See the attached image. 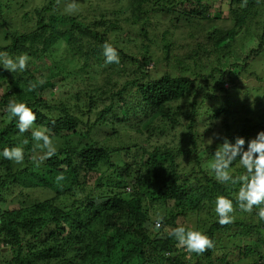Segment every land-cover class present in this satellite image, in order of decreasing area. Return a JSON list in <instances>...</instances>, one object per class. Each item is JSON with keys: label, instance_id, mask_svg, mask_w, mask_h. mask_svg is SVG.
Segmentation results:
<instances>
[{"label": "trees", "instance_id": "trees-1", "mask_svg": "<svg viewBox=\"0 0 264 264\" xmlns=\"http://www.w3.org/2000/svg\"><path fill=\"white\" fill-rule=\"evenodd\" d=\"M227 1L228 19L232 20V27L222 31L212 28L208 49L197 46L183 60L178 61L168 48L164 63L176 61L175 66L182 73L167 71L154 77L156 64L149 56L147 47H143L146 51L140 59L117 47L118 39L124 33L123 28L108 16H115L119 11L114 14L99 7L94 9L93 6L91 12L95 16L82 17L62 14L59 11L61 0H42L29 14L20 13V16L10 4L0 0V39L10 42L5 46L0 45V53H6L13 59L21 54H27L30 58L23 72L11 73L0 64V264H198L201 257L213 256L218 244L216 234L224 229L245 227L262 238L260 230H264V221L258 216L256 225L238 221L225 226L218 223L216 197L225 196L235 203V194L240 185H223L215 180L214 173L209 176L201 171L200 122L205 127L208 125V135L214 133V127H217L219 134L232 143H235L236 136L244 137L245 149L247 141L264 130V109L256 124L247 116L234 115L235 106L231 98L237 97L238 93L233 95L231 92L236 87V80L232 71L219 67L226 58L235 55L233 49L237 38L246 28L250 14H264V0H247L245 7H241L243 0ZM28 5L31 4L26 0L20 7ZM129 6L132 24H141L138 32L142 37H147L145 25H148L151 14L160 15L159 22L168 17L177 18L185 28H189L192 22L212 21L217 16H211L205 0H131ZM20 17L27 21L21 22L18 20ZM26 25L32 27L29 33L25 31ZM18 26L23 30H19ZM113 37L116 40L111 41ZM61 42L72 54L83 59V69L90 68L92 63L102 66L104 70L107 69L105 66L115 67L119 79L124 80L118 92L122 97L121 104L117 100L105 104L109 83L104 86L94 84L95 89H86L79 82L73 85L65 78V69L55 65L48 57V52H54L53 47ZM105 43L117 49L121 58L119 64L105 63ZM258 43L243 58L242 70L247 69L250 60L264 52V33L258 36ZM212 57L217 62L215 67L209 65L208 74L200 75L192 71L191 67L202 68L204 62L214 63ZM132 64L135 67H131ZM151 65L153 69L148 70ZM88 80L87 75L85 81ZM32 84L36 88L29 91ZM85 85L90 87V84ZM227 86L229 88H225ZM56 87L65 89V94L60 98L54 95V100H45V95L53 93ZM132 94V100L124 98ZM217 94L221 95L220 99ZM68 95L76 100L74 107H71L70 103L73 102ZM82 95L88 98L86 110L87 107L92 108L96 99L103 101L105 106L93 116L87 113V120L82 119L85 116H74V109L83 115L86 113L77 104ZM13 100L27 104L36 113L34 128L48 129L55 143L65 140L62 144L58 143L56 154L38 167L33 158L42 156L43 150L36 146L31 131L23 133L26 137L20 136L18 119L12 118L5 110ZM80 126L85 128V133L81 132ZM98 126L110 129L105 144L91 136ZM176 126H184L188 133L174 135L178 142H170L169 134ZM121 131H126L128 135L131 132V135H136L135 139L144 144L131 138L134 148L118 143L110 145L109 141L115 143L121 139ZM70 137L71 140L66 141ZM76 138L78 143L73 140ZM25 140L28 145L23 143ZM186 140L192 144L191 148L186 147ZM6 147L23 148V165L4 159L2 152ZM214 147L212 144L207 148L214 150L208 156L210 162L215 159ZM133 149L137 152L132 153ZM126 150L133 161L123 158L125 170L121 175L111 177L112 172L116 174L120 168L114 158H122L119 154H124ZM183 155H193L197 161L199 170L196 174L200 177L195 182L184 179L178 171L177 158ZM231 171L235 175L246 172L238 160L231 166ZM61 175L64 179L58 180L57 177ZM23 178L41 182L43 185L37 187L42 185L55 195L33 207H2L6 204L2 201L3 193H10L12 188L19 185L18 180ZM73 190H78L83 197L77 200L76 196H70L74 194ZM67 195L72 204L59 207L57 204L64 203H59V200H67ZM157 205H174V212L178 215H168L164 210L161 214L164 217L162 227L153 230L159 210ZM253 211L257 213L258 209ZM203 213L210 219H198V226L189 230L205 233L213 239L215 247L202 255L188 253L178 246L176 238L169 233L180 227V217L202 218ZM208 221H211L210 225H206ZM118 243L123 249L115 261L114 252H118ZM3 249H7L6 253ZM253 252L259 256L253 264H264V246L261 249L258 245L250 246L245 253L249 255ZM194 260L197 262L194 263Z\"/></svg>", "mask_w": 264, "mask_h": 264}, {"label": "rangeland", "instance_id": "rangeland-1", "mask_svg": "<svg viewBox=\"0 0 264 264\" xmlns=\"http://www.w3.org/2000/svg\"><path fill=\"white\" fill-rule=\"evenodd\" d=\"M6 3L10 4L12 9L16 11L20 16V13H26L29 14L33 7H35L37 4L41 3V1L35 2L32 0H28L30 2V6L20 7L21 3L25 4L26 0H4ZM32 1V2H31ZM59 11L62 14H68L65 12V7L68 4L76 3L79 7L80 11L76 12L75 14L70 15H80L82 17L88 16L91 18L93 15L92 8L94 6L95 8H101V10H109L111 12L119 11L118 14L115 16L110 15L111 19H114L116 23H118L123 28V35L122 38H119V44L117 47L123 49L125 52L129 53L130 55H135L138 59L141 58L142 54L146 51L145 48L147 47V51L149 56H152L154 62L156 65H154V68H156L155 71H153V75L156 74V76H161L163 72L170 71L174 74H180L182 71H180L176 66V61H167L164 63V56L167 54L166 52L171 50L169 53L172 54L173 57H176L179 60H183V58L188 53L197 48V46H204V48L208 49V45L210 42L208 41L209 38V32L212 28H216L218 30H229L232 27V20L228 19V10H229V2L227 0H224L221 2L220 0H205V2L209 5L210 14L213 17V15H217L216 19H213L212 21H204V22H192L189 24V28H185L184 23H180L176 19L167 18L164 19L162 22H159L158 15L151 14L150 20L148 21V25H145V29L147 31V37H142L140 33L138 32L140 29L141 24L138 23L137 25L132 24L133 17H132V11L130 9V1L131 0H118V4H116V0H61ZM90 5L92 7H90ZM260 9V8H259ZM260 11V10H259ZM21 22H26L27 19L21 17L18 19ZM264 14L259 13L257 15L250 14L249 19L246 21V28L243 30L242 33L237 38V43L235 45L234 50V56L226 58L222 64L219 65L220 69L226 71L229 69L233 72V76L236 80V87L231 92L233 95H237L236 97H232L231 102L235 106V116L239 115L240 117L247 116L253 124L258 123L260 120L259 117L261 115L262 110L264 109V52L261 56L257 57L256 59L250 60L247 69L242 70V65L244 64L243 58L249 53L251 48H254V46H257L258 43V36L262 35L264 33V28H262V25L264 24ZM172 23V24H171ZM177 23H179L177 25ZM177 25V27H173V25ZM26 33H29L32 30V27L29 25H26ZM143 28V27H142ZM19 30H23V27L21 28L18 26ZM191 32H194L193 35L190 34ZM116 40L115 37L111 38V41ZM10 42H3L0 39V45H7ZM257 48V47H256ZM54 52L49 51L48 57L51 59L52 62H54L55 65L60 66L65 69L66 74H64L65 78L72 82L73 85H75L76 82H79L82 84L86 89H95L94 84H100L104 86L106 83H109L110 86L106 88V97L104 98L105 104L108 102H112L114 100H117L120 104V99L122 98L118 92L122 89V84L124 83L123 78L119 79L115 67L111 66H105L107 67L106 70L102 69V66L95 65V63H92L91 67L88 69H83V59L79 55H75V53H71L65 46L64 42H61L59 44H56L54 47ZM237 54V56H236ZM215 56V55H214ZM216 57V56H215ZM212 57V60L214 63L210 62H204L205 60H202L203 67L194 69L192 68V71H195L196 73H199L200 75L208 74L209 70L211 68V64L214 65L216 58ZM121 59V58H120ZM186 61V60H184ZM95 62V60H94ZM188 63H191L190 61H187ZM208 65L206 67L205 65ZM131 67H135L133 64L130 65ZM130 68V67H129ZM153 69L152 65L149 67L148 70ZM88 75V82L85 81V77ZM2 77V72H0V81ZM195 78V76L193 77ZM83 82V83H82ZM85 84H90V87H87ZM229 88V86L225 87ZM100 89V88H97ZM2 92L4 88H1ZM65 89H60L59 87H56L53 90V93H47L45 95V100H54L55 96L57 95V98H60L63 96ZM71 93V92H70ZM65 94V93H64ZM131 94V93H130ZM71 95H73L71 93ZM71 97L70 95H68ZM132 95H127L124 98H126L128 101L132 100ZM220 99L221 95L217 94ZM115 97V98H113ZM72 98L71 107H74L76 104V100ZM222 99V98H221ZM225 101L224 99H222ZM97 102V103H96ZM54 104V102H51ZM88 98L85 95H82L79 102L77 103L80 108L83 110L84 115L74 109V116L81 117L83 120H87L89 117V114L92 116L95 115L98 111L102 110L105 106L103 101L96 99L94 105L92 108L87 107V110L85 109V105L88 104ZM239 110H238V109ZM93 109V110H92ZM92 110V111H91ZM205 110V109H204ZM240 123V122H239ZM200 127H198L199 131V145H202L199 147L200 151V158H201V171L205 172L206 174H209V176L213 175L210 169V165L214 162L209 161V154L214 151L212 149H207L210 145L214 144V149L217 148V146L220 144L221 139H214V134L219 133V128H215L214 133H210L208 135L206 128L202 122L199 124ZM82 133H85V128L83 126H80L79 128ZM206 131V132H205ZM108 132H110V129L107 127H96L95 130H93V134L91 135L92 138L96 141L101 142L102 144H105L108 137ZM184 132L187 134L188 131L185 130L184 126H176L174 130H172L169 134V141L170 142H178V138H174V135L182 136ZM122 137L119 141L113 142L109 141L108 143L110 145H114L118 143L117 145L121 144V146L128 145L130 148H134V140H131V138L135 139L136 135H130L126 134V131H121ZM222 136V134H220ZM21 137H26L25 134H21ZM71 137L68 138L66 141H70ZM78 143V138L73 139ZM138 143L144 144V142L135 139ZM65 140H62L58 143L62 144V142ZM54 145L57 147L58 143H55L53 140ZM187 146L191 148L192 144L189 143L188 140H186ZM172 144V143H171ZM28 145V143H27ZM137 150L133 149L132 153H136ZM122 158L115 157L114 161L115 163L119 164V169L117 170L116 174L112 172L113 178H115L117 175H121V173L125 170V161H133L129 158V155L127 153V150L124 151V154H119ZM177 163L179 164L178 171L181 174L184 179H190L192 182H195L196 178L198 179L200 176L196 173L199 170V166L197 164V161L194 159L193 155L190 156H180L177 158ZM114 171V170H113ZM193 173V175H192ZM19 185L12 188L10 193H3L4 198L2 201H5L4 208H19L21 207H33L37 203L44 202L42 200L51 199L55 194L52 190L43 188V184L41 182H32V181H26V178L19 179L18 180ZM31 184V187H30ZM35 184V186H34ZM39 184L40 187H37ZM27 186V188H26ZM46 186V185H45ZM74 194L70 196H76L75 199L79 200L83 197V195L78 190H73ZM12 194V195H11ZM69 195V194H68ZM67 195V196H68ZM60 202H66L65 204H57L59 207H67L70 203V197L68 196L67 200L61 199ZM158 214H162L164 210L168 212V215H178L174 212V205H157ZM154 214L156 213V211ZM182 211H179L181 213ZM183 213V212H182ZM205 213L202 214V218H196V216H189L187 218L180 217L178 221V226H183L186 229L189 228H195L198 226L199 222L198 219H210ZM155 217V215H153ZM242 222L246 224H257L258 218L256 213L253 211L252 213H245L241 212L239 209L235 212V222ZM211 221H208L206 225H210ZM203 226V223H202ZM262 238L259 237L258 233L255 231L250 230L249 228L245 227H233L229 230H222L220 233L216 234L217 238V248L215 252L213 253V256L211 258L201 257L198 264H222L223 262H227L229 264H253L254 260L259 257L255 252L252 254H246V249L250 246H260V249L264 246V230H260ZM111 235V234H110ZM247 235V236H246ZM125 244V243H123ZM119 249L118 252L115 251V261L118 260V256L121 255V248L122 245L118 243ZM125 246V245H124ZM123 249V248H122ZM4 253H6L7 249H3ZM263 251V250H262ZM123 254V253H122ZM197 262L194 260V263ZM34 264H45V263H34Z\"/></svg>", "mask_w": 264, "mask_h": 264}, {"label": "clouds", "instance_id": "clouds-1", "mask_svg": "<svg viewBox=\"0 0 264 264\" xmlns=\"http://www.w3.org/2000/svg\"><path fill=\"white\" fill-rule=\"evenodd\" d=\"M246 5L247 0H243L241 7ZM78 11L80 9L74 2L65 7V12L68 14H75ZM103 55L106 64L120 63L117 49L109 43L103 45ZM29 59L27 54H21L13 59L6 53H0V64L3 69L11 73L25 71ZM35 88L36 85L32 84L29 91H33ZM5 110L11 114L12 118L18 119L19 132L23 134L31 131L36 146L43 150L42 156L38 159L33 158L37 167L56 154L57 149L49 135V130L34 128L37 116L27 104L13 100L8 103ZM213 138L222 140L215 150L214 162L210 165L215 180L223 185H240L235 194V203L225 196L216 197L215 212L218 223L221 226L233 223L237 209L245 213H252L254 209H258L256 214L261 221H264V130L259 131L255 138L247 141L246 149V140L242 136H236L235 143H232L226 136L222 137L219 133H215ZM23 143L27 144L28 141L25 140ZM2 156L17 165H23L25 160V153L21 147H6ZM237 160L240 166L246 170L241 175H235L231 171V166ZM57 179L62 180L64 177L61 175ZM163 219V215H157L153 230L162 227ZM169 235L174 236L178 246L185 248L188 253L202 255L215 247L213 239L205 233L189 230L183 226L172 229Z\"/></svg>", "mask_w": 264, "mask_h": 264}]
</instances>
